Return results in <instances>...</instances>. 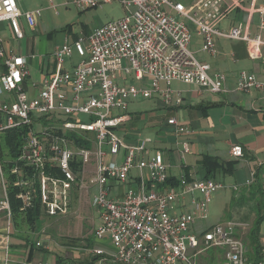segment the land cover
I'll list each match as a JSON object with an SVG mask.
<instances>
[{
  "label": "built area",
  "instance_id": "obj_1",
  "mask_svg": "<svg viewBox=\"0 0 264 264\" xmlns=\"http://www.w3.org/2000/svg\"><path fill=\"white\" fill-rule=\"evenodd\" d=\"M116 1L126 10L125 16L55 47V69L43 79L42 92L36 97L27 96L22 89L28 73L26 58L6 54L0 48L6 67L0 75V94H13L11 101L0 100V131L29 127L19 155L7 170L12 176L11 185L18 188V209H30L37 197L46 216H61L71 209L72 189L90 196V185H95L97 192L89 203L97 211L100 224L93 235L98 242H108L109 247L92 246L91 264H197L195 256L211 246L222 250L221 264H251L247 248L235 231L241 223H217L200 236L189 231L193 223L207 218L211 193L223 184L212 179L189 181L185 177L175 184L167 183V164L161 152L143 158L145 141L125 144L117 126L127 119L130 99L157 95L168 106L180 105V92L170 86L174 80L195 85L200 92L226 91L224 73H211L209 64L198 60L190 50L193 35L200 39L201 50L213 57L217 56L216 37L244 40L249 57L263 63L260 45L264 41L242 34L239 24L229 30L217 26L232 8L240 7L242 0H231L229 4L224 0H193L186 6L180 0ZM69 2L83 11L112 0ZM254 10L259 13V28L264 30V4ZM40 14L41 9L22 11L17 0H0V22L8 21L18 39L24 36L19 20L24 19L34 28ZM73 51L81 61L67 71L64 59ZM118 73L124 78H119ZM129 76L130 83L120 82ZM235 84L236 90L245 93L264 87V81L244 70L238 72ZM167 123L177 134L189 132L176 118ZM66 132L80 135L85 143L76 144ZM180 143L182 158L189 145L185 140ZM122 149V158L116 161ZM229 153L240 156L242 146L235 144ZM91 161L95 165L88 172ZM74 162L81 163L79 170H73ZM4 170L0 159L4 194L0 209L3 207L7 213L0 244L2 264H9L12 224ZM55 170L59 175L53 173ZM119 186L124 187L122 192L114 193ZM35 244L41 245L39 241ZM199 245L204 247L197 249ZM189 249L194 250L190 255ZM30 264L51 263L41 260Z\"/></svg>",
  "mask_w": 264,
  "mask_h": 264
},
{
  "label": "crops",
  "instance_id": "obj_2",
  "mask_svg": "<svg viewBox=\"0 0 264 264\" xmlns=\"http://www.w3.org/2000/svg\"><path fill=\"white\" fill-rule=\"evenodd\" d=\"M230 1L224 0L227 4ZM262 4H264V0H242L240 7L232 8L230 13L217 23V26L222 30H229L239 24L242 34L246 33L249 37L258 36L264 41L262 36L264 30L260 29L258 25L259 13L254 10ZM232 13H234L232 19L227 22L225 27H220L221 22ZM19 22L24 34L21 39L16 38L12 33L8 21L0 22V48L6 54L15 53L26 58L25 68L28 73L23 78L22 89L27 96L36 97L42 92L43 79L49 77L55 69L53 57L55 47L64 42L70 43L77 37L74 36L72 39L66 37L62 43L56 44L50 50L47 40L27 34L28 30H36L38 22L34 28H30L24 19H20ZM94 28L86 30L82 36L88 35ZM48 37L50 34H47ZM221 39L232 43L227 46L221 43ZM215 41L217 56H210L201 50V41L197 36L194 41L197 42L195 51L205 52L211 58V61L200 60L209 64L211 73L217 71L224 73L226 91L200 92L195 85L174 80L170 86L172 90L180 92L182 101L180 105L168 106L159 96L153 95L149 97L153 104L145 111L131 110L129 112L127 109V119L117 126V132L127 145L144 140L147 148L143 154L145 159L156 151H160L167 164L166 173L170 183L181 177H185L189 181L212 179L222 183L221 189L211 193L205 219L207 225L201 233L208 227L227 220L239 222L241 225L235 229L236 235L246 246L248 257L253 259L264 252V87L245 93L235 89V81L241 70L254 74L259 81H264V63L249 57L247 43L244 40L216 37ZM263 50L264 45L261 44L260 51ZM74 52L70 57L64 59L63 68L67 71H71L73 66L81 61V57L76 52L78 61L72 60ZM5 71V64L0 58V75ZM118 76L124 78L125 75L118 73ZM129 77L130 79H128ZM129 77H125L126 81L120 82L130 83L131 76ZM161 86H164L163 82H161ZM65 90L70 95L69 87L66 86ZM0 100L11 101L13 94L3 92L0 94ZM116 112L113 111L114 114ZM170 118H176L177 122L187 127L189 132L175 133L174 127L167 123ZM182 140H185L189 145V151L181 158L180 142ZM235 144L242 146V154L232 157L229 151ZM123 151L124 149L120 151L116 161H120ZM92 169L89 168L87 171L90 172ZM208 169H212L211 172H208ZM123 188V186H119L113 191L119 193ZM80 194L84 193L80 192ZM3 199L1 180L0 203ZM6 222L7 213L2 207L0 209V237L7 225ZM11 224L9 264H30L41 260L49 261L51 264L92 263L93 255L89 250L92 247L85 248V240H78L74 244H68V241L62 242L61 249L67 255L59 254L47 249V241L40 238L41 235L38 231L35 239L32 238L34 231L29 229L24 230L20 236L14 235L12 231H15L16 227L12 217ZM42 231L44 232V229ZM37 241L41 243L40 246H36ZM95 245L102 248L109 247L108 242L96 241L92 246ZM71 251H76L78 255L84 254V258L69 256L68 253ZM219 258L221 260V254ZM3 259L4 253L0 244V264L3 263ZM261 264H264V259Z\"/></svg>",
  "mask_w": 264,
  "mask_h": 264
},
{
  "label": "rangeland",
  "instance_id": "obj_3",
  "mask_svg": "<svg viewBox=\"0 0 264 264\" xmlns=\"http://www.w3.org/2000/svg\"><path fill=\"white\" fill-rule=\"evenodd\" d=\"M193 1V0H192ZM185 6L188 5L191 0H180ZM19 8L22 10L25 9H41L40 20L38 26L34 31H27L29 36L36 35L42 39L47 40L48 47L52 50L56 44L63 42L64 38L68 37L69 39L74 36H82L85 34L86 30H91L92 28L98 26L100 23H105L112 21L113 19L121 18L125 16L126 10L123 5L116 0H112L111 3H101L98 7L84 9L83 11L77 10L74 5L69 2V0H53L49 2L47 0H17ZM234 13L230 14L227 19H225L220 27H225L228 21L232 19ZM47 34H50V37L47 38ZM264 37V32L262 33ZM47 38V39H46ZM196 36L194 35L191 39L189 45L190 50L193 55L196 56L198 60L205 59L211 61V58L205 54V52L199 53L195 51ZM221 43L226 44L227 46L231 45V41L226 39H221ZM72 60L74 62L78 61L76 53H73ZM130 79V77L128 78ZM128 111L131 110H140L145 111L153 102L149 98L145 99H130ZM80 118H84L83 115ZM93 159V156L92 158ZM95 163L90 162L87 165V169H92ZM7 171L4 170L3 179L7 181ZM1 182V180H0ZM71 209L67 214L61 216H49L42 215L38 220V233H40L43 240L47 241V249L49 248L52 252H57L59 254H66L63 249H61L62 242L68 241L69 238H87L88 242L94 245L96 243L95 236L93 235L94 230L100 224L97 211L90 205L89 200L96 191L95 185H90L89 192L90 196L87 194L78 195V191L71 190ZM198 195V193H196ZM206 220H198L190 228L192 234L200 236V233L203 229L206 228ZM44 229V232L42 231ZM31 231V230H30ZM21 229H15L12 231L14 235H22ZM31 236V235H30ZM37 236L36 232H33L32 238L35 239ZM45 237V238H44ZM33 240V239H32ZM84 243V241H81ZM200 246L197 248H203ZM194 250H188V254H192ZM222 250L217 247H209L199 252L195 256L197 264H221L219 255ZM69 256L84 258V254H77L76 251L69 252Z\"/></svg>",
  "mask_w": 264,
  "mask_h": 264
},
{
  "label": "trees",
  "instance_id": "obj_4",
  "mask_svg": "<svg viewBox=\"0 0 264 264\" xmlns=\"http://www.w3.org/2000/svg\"><path fill=\"white\" fill-rule=\"evenodd\" d=\"M46 123V122H45ZM29 127L27 126H21V127H14L11 129H5L3 131H0V159L2 161V165H4V169L7 171L10 167L13 166L15 159L20 153V149L22 145L24 144L25 138L27 136ZM57 132H61L58 130ZM66 136L74 140V142L78 145H83L85 142L81 139L80 135L76 133L66 132ZM208 158V157H207ZM211 159V158H208ZM81 168V163L77 162V164L74 162L73 164V170H79ZM212 169H208V172H211ZM55 175H59V171L55 170L53 172ZM8 184L6 186V198L9 205V209L11 210V217L13 219V223L15 224L16 229H21V231L24 230H31L34 232L38 231V220L41 218L42 215H45L43 213L42 208L40 207V201L36 197L34 199V203L32 207L26 211H20L18 208L20 206V201L17 196V190L18 188L13 187L11 185L12 182V176L7 175ZM167 183H170V180L167 181ZM177 181L170 183L175 184ZM78 240H85V248H91L92 242L89 243L87 238H70L68 239V244H74ZM248 256V255H247ZM262 255L257 256L256 258H249L251 264H258V262L262 261Z\"/></svg>",
  "mask_w": 264,
  "mask_h": 264
}]
</instances>
